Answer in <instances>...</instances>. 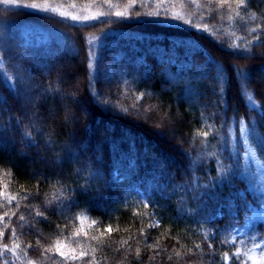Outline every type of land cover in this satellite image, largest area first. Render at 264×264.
<instances>
[{"label": "trees", "instance_id": "obj_1", "mask_svg": "<svg viewBox=\"0 0 264 264\" xmlns=\"http://www.w3.org/2000/svg\"><path fill=\"white\" fill-rule=\"evenodd\" d=\"M119 2L124 4L127 0ZM201 3L204 5L202 8L191 5L181 9L177 2L175 10L188 12L194 24L207 23L208 31L179 22L164 23L157 18L136 17V11H147V8L137 7L132 12L135 18L113 16V23L107 26L98 21L84 22L96 24L91 28L55 13L10 10L5 14L4 10L9 6L0 3V48L5 40L20 43L28 56L25 60L17 57L12 63H9L7 55L0 58V96L7 98L15 108L12 87L18 83L15 76L20 74L27 78L29 73L24 69L32 67L33 61L35 71L31 75L35 77L34 83L46 86L51 83L53 88L59 84L64 92H75L77 96L93 101L92 91H99L101 100L107 97L113 107L106 110L95 102L86 105L90 127L84 143L86 147L95 149L97 141L107 136L108 139L103 141L106 167L114 178L120 173V185L127 186L105 188L103 195L95 192L77 194L76 203L61 212L56 200L66 184L85 183L84 179L76 176L78 166L66 164L61 169L47 165L40 161L36 149H24L23 145L11 142L13 138L20 139V132L14 137L9 134L8 143L0 142V191L11 193L19 205L15 201L7 204L0 197V215L6 211L17 212V215L5 216L0 221V228L5 232L0 243L10 244V229H16L18 242L27 251V256L16 264H26L27 259L36 260L37 264H51L44 255V249L54 245L57 239L77 252L83 247L90 254L85 260L94 259L96 264H208L212 257L202 255L194 248L195 244L210 242L211 249L203 247L205 254L214 249L217 253L232 255L237 248L252 247L251 238L257 236V227L264 221H253L233 242L228 240V235V244L222 245L223 233H216L211 241L208 239L210 229L223 228L230 223L228 209L221 210L217 200L205 198L208 203L205 212L214 223L198 224L200 217L194 212L184 214L183 209L194 210L199 201L181 204L178 208L180 194L171 199L161 198L158 192L153 195L172 176L176 183L186 179L184 172L189 159H203L205 162L204 168L197 173L201 184H208L211 177H218L220 164L217 161L225 165L232 163L225 159L227 151L220 154L221 137L226 134L231 118L237 115L250 123L251 117H255L259 122L260 112L264 109V44L253 41L252 33L248 31L262 22L264 2L253 0L249 8L253 15L245 17L246 23L238 17L229 21L226 13L221 14L224 15L223 20L215 12L209 18L207 0H201ZM101 28H105L106 34H101ZM242 39L252 41L248 57L233 55L234 51L245 48V44H237ZM212 57L229 69L222 82L210 78L215 74V67L204 62L206 59L211 61ZM194 62L202 65L209 72V77L201 79L197 73L192 79L191 99H180L184 81H176L172 77L193 68ZM14 64L23 67H14ZM44 65L49 66L50 74ZM230 65L246 68L249 74L247 88L241 87ZM58 71L62 77L60 80L57 79ZM92 77L96 79L90 91L88 85ZM221 87L223 94H220ZM142 92L146 93L143 99L140 98ZM249 96L256 102L254 106ZM195 102L198 104L194 105ZM149 106H154L153 111L146 114L145 109ZM52 108V104H42L40 114L45 131L54 130L56 143L53 147L60 152L59 145L65 141L68 132L79 125L65 121L59 104L55 105V111H49ZM123 108L130 111L125 114L121 111ZM234 109L238 112L234 113ZM51 113L54 114L53 119ZM16 114L23 115L20 112ZM222 122L224 128L220 127ZM233 129L235 134L229 136L230 150H235L248 173L233 181L235 188L223 185L214 191L221 203L225 202V197H235L237 189L251 201L252 193L264 187L262 170L246 164L242 134L235 131V125ZM205 131L209 133L208 137L199 135ZM260 131L264 132V128ZM37 140L41 144V154L52 159V150L44 147L41 137ZM21 150L27 155L20 154ZM185 152L191 153V157ZM256 154L264 166V155L258 151ZM60 172L70 173L66 184L60 182L57 176ZM145 192L153 198L147 199ZM26 193L28 199L24 198ZM46 200H51L52 204H46ZM25 205L31 211L26 210ZM37 210L43 212L44 217L34 218ZM20 214L25 216L24 227H20ZM109 224L113 228L111 233L106 231ZM151 224L156 226L149 227ZM244 224V214L241 213L237 229ZM259 231L264 232V227ZM93 237H99V240ZM255 242L264 246V241L257 239ZM189 249L192 253L185 256ZM176 253L181 255L178 257ZM53 254L49 251L48 256ZM215 260L216 264H221L220 256ZM68 264L80 262L69 261ZM223 264H232V261H224Z\"/></svg>", "mask_w": 264, "mask_h": 264}, {"label": "snow or ice", "instance_id": "obj_2", "mask_svg": "<svg viewBox=\"0 0 264 264\" xmlns=\"http://www.w3.org/2000/svg\"><path fill=\"white\" fill-rule=\"evenodd\" d=\"M177 2L181 5V9L190 7L191 5H195L197 8L204 7L201 0H127L124 4H121L119 0H85L79 8H77L76 0H71V4L68 7H65L60 0H0V3L9 6V8L4 10L5 14L10 10L32 13H55L64 18L80 22L81 24H84V22L98 21L100 24L107 26L113 23V16L118 18L132 17V12L139 7L140 9H148L147 11H136V17L142 19L157 18L164 23L179 22L197 29H203L204 31L209 30L207 23L194 24L188 12L175 10ZM252 2L253 0H207L208 15L209 18H211L213 12H215L216 15L223 20L224 15L221 14L226 13L229 21L234 17H238L242 22L246 23L245 17L253 15L249 12ZM262 2H264V0H262ZM241 13L244 15H241ZM101 17H104V19H101ZM84 26L95 28L96 24L87 23L84 24ZM107 30L110 31L111 29L108 28ZM100 31L102 35L106 34L105 28H101ZM248 31L252 33L253 41L257 44H264V17H262V22L260 24H257L255 28L248 29ZM251 43L252 41H245V48L242 51H234L233 55L250 56ZM235 47L239 49V45ZM22 49V44H13L11 41L5 40L3 47L0 48V58L7 55L9 63H12L17 57H19L20 60H25L28 58L27 50ZM209 56H211V53H209ZM204 63L214 65L215 67V74L210 77L212 81H224L225 74L228 73L229 70L228 67H225V65L219 60H216L215 57H212L211 61L206 59ZM34 65L35 61H33L32 67L24 69L29 73L27 78L20 74L15 76V80L18 82L12 86L16 101L15 108L13 104L9 103L7 98L0 96V142L6 144L9 142L7 139L9 134L14 137L17 132H20V139L15 140L13 138L11 142L13 144L19 143L23 145L24 149H36V154L41 162L61 169H63L66 164H75L78 166L76 168V176L80 179H84V184H66L70 173H57L60 182L66 184L62 194L59 195L56 200L57 207L63 212L65 207H71L76 203L77 194L87 195L95 192L97 195H103V189L120 185V173H117V176L114 178L111 174V170L106 167L103 141H106L108 137L104 136L102 140H98L95 149L86 147L84 143L90 127L86 105L93 102L100 103L106 110H109L113 105L107 97L101 100V93L99 91H92L96 79L95 77L90 78L88 85L89 90L92 91V95L95 97V101L91 99L85 100L77 96L75 92H64L59 84L53 88L51 83L47 86L41 83H34L35 77L31 75V73L35 71ZM13 66L17 68L23 67V65L20 64H14ZM43 67L47 69L50 74L51 69L49 66L44 65ZM229 67L236 73L241 87L247 88L249 74L246 68L240 65H230ZM197 73L201 79H207L209 77V72L205 70L202 65H197L195 62L193 68H188L186 72H179L173 75V80L184 81L180 99H191L192 79ZM228 78L231 79L230 76ZM57 79H62L59 71L57 73ZM213 91H216L215 87H213ZM223 92L224 89L221 87L220 94H223ZM145 95L146 93L144 92L140 93V98L143 99ZM200 95H204V93H200ZM49 96L51 100L48 99ZM249 101L253 106L256 103L252 100L251 96H249ZM42 104H52L53 108L49 109V111H55V105L59 104L64 111L65 121L71 125H79L78 128L72 127L71 131L68 132L65 141L59 145L61 149L60 152L55 151L53 147L56 143L53 138L54 130L45 131L43 118L40 114ZM205 107H209V105H205ZM132 108L134 109L135 106L133 105ZM153 108L154 106H149L145 109V113L150 114ZM121 111L127 114L130 109L123 108ZM136 111L139 114V110L136 109ZM233 111L234 113L238 112V109H234ZM17 112L23 115H17ZM260 116L261 120L259 122H257L255 117H251L250 123L243 117H238L237 115L231 118V123L227 125L226 134L221 137L223 145L220 154L223 155L224 152L227 151L228 156H226L225 159L231 160L232 163L225 165L222 161H217V163L220 164L218 177H211L208 184H201V178L197 173L201 168H204L205 162L203 159H189L184 172V175L187 177L186 179L176 183L175 177L172 176L163 186L156 189L153 193L154 195L155 192H158L160 197L165 199H171L172 196L180 194V200L177 205L178 208L181 204L199 201L200 203L196 209L193 210L188 207L183 209L184 214L194 212L198 215L200 217V219L197 220L198 224L214 223L211 216L207 215L205 212L208 207L207 200L205 199L206 197L217 200L218 207L221 210L226 207L230 216V223L223 228L210 229L208 236L209 241L215 239L216 233H223L225 237L221 240V244L227 245V236L235 233L237 231V226L240 225L241 213L244 214L245 224L243 226L245 228L249 227L253 221H264V187L252 193L253 200L251 201L248 200L246 194L241 195L238 189L237 195L235 197H225L224 203H221L218 196L214 194V191L223 185H231L235 188L236 186L233 181L240 179L248 173V169L242 167L240 158L235 154V150H230L229 147V136L235 134L233 125L236 126L235 131L242 134L243 144L246 146L244 152L245 158H247L249 151L253 154L258 151L261 155H264V132L260 131L261 128H264V109L261 110ZM201 117H204L203 113H201ZM227 119L225 115V121H227ZM25 120L28 121L27 124L24 123ZM161 124H163V120ZM220 127L224 128L225 124L222 122ZM169 131H171V129H169ZM199 135L208 137L209 133L205 131L199 133ZM37 137L43 139L46 149L52 150V159H49L47 155L41 154V144L37 140ZM253 144L255 145L254 148L252 147ZM20 154L27 155V152L21 150ZM184 154L191 157V153L189 152H185ZM169 185H171V187H169ZM120 186L127 187L124 185ZM0 197H2L7 204H11L15 201L17 205H19V201L11 193L0 191ZM145 197L149 200L153 198V196L149 195L147 192H145ZM24 198L28 199L29 195L26 193ZM143 202L142 200L141 203ZM45 203L51 205L52 201L46 200ZM25 209L31 211L28 205H25ZM249 213H252V215L249 216ZM15 215H17V212L6 211L0 215V221H3L5 216ZM35 217H44V213L37 210L34 214V218ZM19 221L20 227H24L25 216L23 214L19 215ZM95 223L96 221H93V224ZM156 224H158V221ZM156 224H151L149 227H155ZM260 227H264V224L257 227V236L251 238L253 241L252 247L247 249L237 248L232 255H229L227 252L217 253L214 249L207 254L203 253L204 246L210 249L212 248L210 242L204 245L195 244L194 248L202 255L212 257L208 264H216V256H220L221 264H223L224 261H232V264H264V246L255 242L257 239L264 241V232L259 231ZM106 231L108 233L113 232V228L110 224ZM10 232L11 243H0V264H16L22 257L27 256V251L23 250L21 244L18 242L16 229L11 228ZM4 235V228H0V240L4 238ZM76 235H79V232H77ZM93 239L99 240V237H93ZM235 239L236 237L233 235V240L235 241ZM125 243H127V241H125ZM241 243L244 242L241 241ZM27 247L30 249L31 245H27ZM233 247H235V244H233ZM49 251L54 254L48 256ZM94 253L95 249L92 250L93 256ZM191 253L192 250L189 249L184 255L187 256ZM44 255L51 261V264H68L69 261H79L80 264H96L94 259L85 260L90 254L88 251H85L83 247L77 252L68 244L62 243L60 239H57L50 248L44 249ZM176 255L179 257L181 254L176 253ZM58 257L63 259H58ZM26 264H37V261L27 259Z\"/></svg>", "mask_w": 264, "mask_h": 264}, {"label": "rangeland", "instance_id": "obj_3", "mask_svg": "<svg viewBox=\"0 0 264 264\" xmlns=\"http://www.w3.org/2000/svg\"><path fill=\"white\" fill-rule=\"evenodd\" d=\"M60 1H62L61 3L65 7H68L71 4V0H60ZM84 2H85V0H76L77 8H79L80 5H82ZM75 22H77V21H75ZM245 41H247V40L246 39L239 40L237 42V44H245ZM196 104H198V103L195 102L194 105H196ZM50 115L52 117L54 114L51 113ZM52 119H53V117H52ZM245 161H246V164H248V165L252 164L253 166L258 168L259 170H262V173L264 174V166L261 163V161L259 160L256 153L253 154L251 151H249V154H248L247 158H245ZM251 215H252V213H251ZM247 228H245L244 226H241L239 229H237V231L235 233H233L232 235L229 236L228 240L230 242H233V235L236 237L238 234H242L243 232H245Z\"/></svg>", "mask_w": 264, "mask_h": 264}]
</instances>
